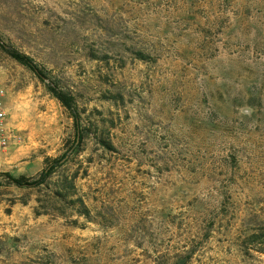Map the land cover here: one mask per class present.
Segmentation results:
<instances>
[{
  "label": "rangeland",
  "instance_id": "rangeland-1",
  "mask_svg": "<svg viewBox=\"0 0 264 264\" xmlns=\"http://www.w3.org/2000/svg\"><path fill=\"white\" fill-rule=\"evenodd\" d=\"M0 35L76 97L88 211L0 177V264H264V0H0ZM0 90L39 178L74 119L1 47Z\"/></svg>",
  "mask_w": 264,
  "mask_h": 264
},
{
  "label": "trees",
  "instance_id": "trees-1",
  "mask_svg": "<svg viewBox=\"0 0 264 264\" xmlns=\"http://www.w3.org/2000/svg\"><path fill=\"white\" fill-rule=\"evenodd\" d=\"M0 47L14 60L24 65L31 70L37 77L48 83L50 92L64 108H66L74 119L75 137L69 150L58 159H50L45 169L42 171L39 178L31 179L27 177L16 178L9 173L0 174L9 183L21 188L32 190H43L44 188L50 191V201L53 204H65L70 200L71 206L78 209L81 214H87L83 201L74 198L76 189V181L79 175L69 173V165L74 160L75 156L79 155L81 144L83 143L85 129L81 123V109L76 97L62 88L48 73L40 67L32 57L15 49L13 46L6 44L0 35ZM103 144L109 145L107 141H102ZM179 264V263H178Z\"/></svg>",
  "mask_w": 264,
  "mask_h": 264
},
{
  "label": "built area",
  "instance_id": "built-area-1",
  "mask_svg": "<svg viewBox=\"0 0 264 264\" xmlns=\"http://www.w3.org/2000/svg\"><path fill=\"white\" fill-rule=\"evenodd\" d=\"M4 93L0 90V149H7L11 145L19 144L21 137L8 123Z\"/></svg>",
  "mask_w": 264,
  "mask_h": 264
},
{
  "label": "water",
  "instance_id": "water-1",
  "mask_svg": "<svg viewBox=\"0 0 264 264\" xmlns=\"http://www.w3.org/2000/svg\"><path fill=\"white\" fill-rule=\"evenodd\" d=\"M180 264H183V261H181Z\"/></svg>",
  "mask_w": 264,
  "mask_h": 264
}]
</instances>
